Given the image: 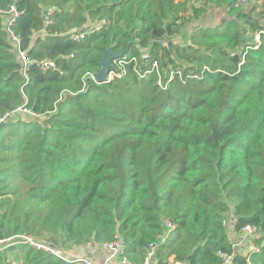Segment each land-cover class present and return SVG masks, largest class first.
I'll list each match as a JSON object with an SVG mask.
<instances>
[{
  "label": "trees",
  "instance_id": "trees-1",
  "mask_svg": "<svg viewBox=\"0 0 264 264\" xmlns=\"http://www.w3.org/2000/svg\"><path fill=\"white\" fill-rule=\"evenodd\" d=\"M10 4L22 12L11 29L30 63L25 78L0 11V117L24 105L40 118L0 123V238L71 253L118 233L133 264L151 243L152 264H220L218 252L234 253L228 227L253 226L258 251L232 263L264 264V2L0 0V10ZM209 8L226 18L200 25ZM139 48L157 60L160 84L138 62L142 77L128 65L81 90L105 51ZM45 60L55 67L41 69ZM167 221L174 229L161 242ZM0 264L79 263L9 243Z\"/></svg>",
  "mask_w": 264,
  "mask_h": 264
},
{
  "label": "built area",
  "instance_id": "built-area-1",
  "mask_svg": "<svg viewBox=\"0 0 264 264\" xmlns=\"http://www.w3.org/2000/svg\"><path fill=\"white\" fill-rule=\"evenodd\" d=\"M238 2L240 4H248V3L264 2V0H238ZM55 9H56L55 6L48 7L47 11H45L44 17L48 18L54 12ZM0 11L3 13V15L5 17V30L9 34L10 39L14 43V45L16 46L17 52L19 54V61L21 63V73L26 78L27 77L26 73H27V69H28V65L30 63V60H29L26 52L19 48V42H20L19 36L16 35L11 29L13 23L22 14V12L20 10H18L14 4H10L9 7L7 8V10H4V11L0 10ZM105 22L106 21L104 19H102L97 24H95L94 26L91 25V27H87L80 32L71 33L70 38L74 41H78V40L82 39L86 34L92 32V31L99 30L101 28V26L103 24H105ZM168 41L169 40L163 41L162 45L165 46ZM173 42H175V41H173ZM254 42L255 43L259 42V34H255ZM255 48H257V44L255 45ZM147 49L148 48H139V55L138 56H128V55H124L123 53H116V56L110 60L109 67L111 69H109V71L105 75L104 81H110L114 78H121L122 76L125 75L126 67L128 65H132L133 70L135 71L137 76L142 77V76H144L145 71L141 70L140 68H137V66H136L138 64V62H142L144 64L151 65L150 66L151 71L156 70L157 83L160 84L161 83V74L159 73V70H158V62H157V60H151L150 55L147 52ZM240 52H242V56H244L245 48L242 47V51H240ZM54 67H55V63L53 60H45L41 64V69H48V68H54ZM176 73H177L176 71L170 70L168 73V77H167L166 81H171L175 77ZM87 80L88 81L91 80V81L97 83L96 73L87 72L83 75V77H82L83 86L81 88L82 91L85 90L86 82H88ZM19 115H23L28 119L40 118L39 114L35 113L34 111L27 108L26 106L21 105V106L17 107L16 109H14L10 112L3 114V116L0 117V123L5 122L6 120L14 119L15 117H18ZM166 228L168 229L167 233L160 238L161 242H164L168 232H170L174 229V224L170 221L169 222L167 221L166 222ZM240 233L245 235L248 238H253V236L256 233V228L253 226H245L241 229ZM9 243H11V244H13V243H25V244H28V245L34 247L35 249L44 250V251L49 252L53 255H56L60 258H63L64 260H68L67 257L61 255V253L59 251H57L56 249L50 247L49 245H46L42 241H39V240H37L31 236L18 234V235H14V236L8 237V238H0V247L2 245L4 246L5 244H9ZM155 246H156V243L149 244V246L145 252L143 264H152ZM96 247H102L103 249H105L109 252V254L107 256H105V258L103 259L102 262H96L92 259H89L88 257H80V256H75L72 261L79 263V264H133L127 258V256L124 253L125 242H124L123 237L118 233H116L111 240L103 242L100 245L87 243L86 245L79 246L76 249L89 248L90 250H94ZM251 251L256 252V251H258V249L255 246H252ZM234 253H226V252H221V251L218 252V255L221 258L220 264H228L229 262L233 261ZM169 261L171 262V264H186L182 261H174V260H172V258Z\"/></svg>",
  "mask_w": 264,
  "mask_h": 264
},
{
  "label": "crops",
  "instance_id": "crops-1",
  "mask_svg": "<svg viewBox=\"0 0 264 264\" xmlns=\"http://www.w3.org/2000/svg\"><path fill=\"white\" fill-rule=\"evenodd\" d=\"M217 9V10H216ZM217 12H216V11ZM220 9L219 8H214V9H207L206 13H204L202 19H200L199 24L203 25V26H208V27H212L217 25L218 23H220L223 19V16H220ZM223 12V11H221ZM228 238L231 240L232 242V246L234 249V252L239 253L241 255H246V252L251 251V248L253 246L252 240H250V238L246 237L243 234H233L231 227H228ZM83 250L84 252L80 253L81 250L79 249H74L73 251H71V253H69L70 256H72L73 258L75 256H80V257H88L89 259H92L96 262H102L103 259L105 258V256H107L109 254V252L105 249H103L102 247H96L94 250H90L89 248H85ZM83 254V255H81ZM86 255V256H84ZM171 256L169 257V260H171ZM228 264H233L232 261L229 262ZM247 264H251L249 261H247Z\"/></svg>",
  "mask_w": 264,
  "mask_h": 264
},
{
  "label": "water",
  "instance_id": "water-1",
  "mask_svg": "<svg viewBox=\"0 0 264 264\" xmlns=\"http://www.w3.org/2000/svg\"><path fill=\"white\" fill-rule=\"evenodd\" d=\"M69 33L70 34L74 33V30H70ZM115 56H116V52H114V51L107 50L104 52V54L100 60V63H99L98 71L96 72V80L98 83L103 82L105 75L108 72V66H109L110 60ZM81 249H85V248H81ZM60 253H61V255L67 257V259L69 261L73 260V257L70 256L68 252H60Z\"/></svg>",
  "mask_w": 264,
  "mask_h": 264
},
{
  "label": "rangeland",
  "instance_id": "rangeland-1",
  "mask_svg": "<svg viewBox=\"0 0 264 264\" xmlns=\"http://www.w3.org/2000/svg\"><path fill=\"white\" fill-rule=\"evenodd\" d=\"M216 10H217V9H216ZM216 10H215V11H216ZM221 11H222V10H221ZM221 11H220L219 15H220V16H223V18H226L225 13H224V12H221ZM216 12H217V11H216ZM0 174H1V173H0Z\"/></svg>",
  "mask_w": 264,
  "mask_h": 264
}]
</instances>
